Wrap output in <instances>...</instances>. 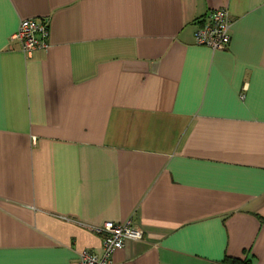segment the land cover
<instances>
[{
    "label": "crops",
    "instance_id": "obj_1",
    "mask_svg": "<svg viewBox=\"0 0 264 264\" xmlns=\"http://www.w3.org/2000/svg\"><path fill=\"white\" fill-rule=\"evenodd\" d=\"M218 9L228 49L196 46ZM127 221L114 264H264V0H0V264L101 256Z\"/></svg>",
    "mask_w": 264,
    "mask_h": 264
},
{
    "label": "built area",
    "instance_id": "obj_2",
    "mask_svg": "<svg viewBox=\"0 0 264 264\" xmlns=\"http://www.w3.org/2000/svg\"><path fill=\"white\" fill-rule=\"evenodd\" d=\"M197 24L199 25L194 33L196 46L206 47L212 51L228 49L231 40V21L227 10L209 11ZM47 39L48 21L46 19L21 21L16 33L11 37V41L19 43L21 53L27 58H30L37 50H48ZM94 233L101 237L102 255L83 251L71 264H114L113 255L122 250L127 242L141 241L144 238V232L134 226L131 221L124 224L108 222L100 228H95Z\"/></svg>",
    "mask_w": 264,
    "mask_h": 264
},
{
    "label": "trees",
    "instance_id": "obj_3",
    "mask_svg": "<svg viewBox=\"0 0 264 264\" xmlns=\"http://www.w3.org/2000/svg\"><path fill=\"white\" fill-rule=\"evenodd\" d=\"M230 264H246V263H239V261L233 260Z\"/></svg>",
    "mask_w": 264,
    "mask_h": 264
}]
</instances>
